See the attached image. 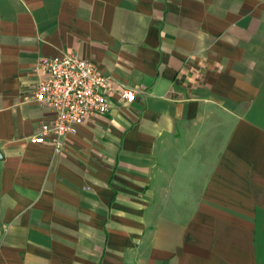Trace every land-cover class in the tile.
Segmentation results:
<instances>
[{"label": "crops", "instance_id": "1", "mask_svg": "<svg viewBox=\"0 0 264 264\" xmlns=\"http://www.w3.org/2000/svg\"><path fill=\"white\" fill-rule=\"evenodd\" d=\"M63 52L114 83L56 154ZM0 264H264V0H0Z\"/></svg>", "mask_w": 264, "mask_h": 264}, {"label": "built area", "instance_id": "2", "mask_svg": "<svg viewBox=\"0 0 264 264\" xmlns=\"http://www.w3.org/2000/svg\"><path fill=\"white\" fill-rule=\"evenodd\" d=\"M37 82L32 101L51 112L53 118L39 125V132L31 136L32 143L49 142L56 154L74 128L83 122L106 114L110 109L109 96L113 79L102 74L92 61L74 52H63L55 58L39 59L34 68ZM124 104L135 100L136 92L122 86L118 92Z\"/></svg>", "mask_w": 264, "mask_h": 264}]
</instances>
